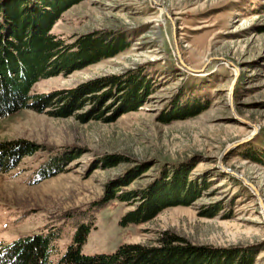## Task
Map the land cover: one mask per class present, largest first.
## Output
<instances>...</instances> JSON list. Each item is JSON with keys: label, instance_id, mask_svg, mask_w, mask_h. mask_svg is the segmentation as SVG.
<instances>
[{"label": "rangeland", "instance_id": "374dc122", "mask_svg": "<svg viewBox=\"0 0 264 264\" xmlns=\"http://www.w3.org/2000/svg\"><path fill=\"white\" fill-rule=\"evenodd\" d=\"M95 31L124 34L128 46L41 79L31 92H66L98 77L145 68L150 94L127 111L111 99L100 109L89 103L65 117L21 109L0 118V143L23 140L36 148L13 169L0 171V245L62 225L51 255L56 263L74 243L76 223L94 216L81 247L86 255L110 254L125 243L155 245L162 232L172 231L192 246L250 252L251 264H264V0H81L53 27L69 41ZM180 95L181 103L200 96L207 106L163 122ZM59 148L77 157L42 173L48 154ZM107 157L114 165L103 166ZM181 165L198 182L186 204L165 206L148 221L129 224L123 217L143 198L89 209L137 167L140 172L119 193L142 191L161 167Z\"/></svg>", "mask_w": 264, "mask_h": 264}, {"label": "trees", "instance_id": "16d2710c", "mask_svg": "<svg viewBox=\"0 0 264 264\" xmlns=\"http://www.w3.org/2000/svg\"><path fill=\"white\" fill-rule=\"evenodd\" d=\"M78 1L81 0H0V118L21 109L65 117L86 104L99 108L111 99L127 111L136 109L150 94L151 83L145 68L98 77L66 92H31L41 79L113 57L128 46L125 35L120 33L95 31L73 41L54 33L53 27L61 14ZM181 95L163 113V122L193 116L207 106L200 96L181 103ZM93 116L99 117L100 112ZM35 149V145L23 140L0 143V171L13 169L23 156ZM261 155L264 158V152ZM74 157L77 155L71 151L56 149L48 154L46 166L40 171H54ZM110 158L101 159L104 167L114 165ZM115 158L121 161L122 156ZM140 170L141 167L133 169L126 179L114 184L104 198L90 206V211L113 199L130 202L143 198L139 206L123 217L124 224L140 223L151 219L165 206L186 204L196 196L198 182L189 179L190 170L186 165L173 169L161 167L155 182L146 189L119 193V188ZM91 218L87 223H76L74 243L60 261L54 263L51 255L57 248L62 225L50 227L45 234L0 245V264H251L253 261L250 252H215L208 247L192 246L172 231L162 232L155 245L125 243L110 254L86 255L81 247L95 224V217Z\"/></svg>", "mask_w": 264, "mask_h": 264}, {"label": "water", "instance_id": "95a60500", "mask_svg": "<svg viewBox=\"0 0 264 264\" xmlns=\"http://www.w3.org/2000/svg\"><path fill=\"white\" fill-rule=\"evenodd\" d=\"M166 14H167V17L171 19V21H172V23H173V26H174V28H175V24H174V21H173V19H172V16L170 15L169 12H166ZM177 52H178V56H179V58H180V61H181L185 66H187L186 63L182 60L178 48H177ZM187 67H189V66H187ZM189 68H190V67H189ZM193 70H194V71H201L202 69H201V70H199V69H193ZM242 178H243V177H242ZM243 179L245 180V182H246L247 184H250L246 178H243ZM250 185L254 188L255 192L258 193V190L254 187V185H252V184H250ZM259 200H260V202L262 203V205L264 206V204H263V198H262L261 196H259ZM263 213H264V210H263Z\"/></svg>", "mask_w": 264, "mask_h": 264}]
</instances>
